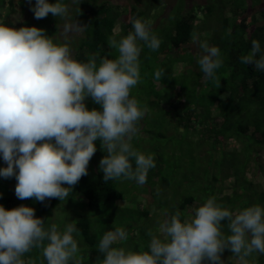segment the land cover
<instances>
[{
    "label": "clouds",
    "instance_id": "obj_1",
    "mask_svg": "<svg viewBox=\"0 0 264 264\" xmlns=\"http://www.w3.org/2000/svg\"><path fill=\"white\" fill-rule=\"evenodd\" d=\"M27 2L34 19L51 13L65 23L62 41L43 28L0 23V159L6 164L0 167V178L15 177L14 193L20 200H65L88 174L99 140L106 153L98 165L105 183L123 177L145 184L154 156L135 151L130 142L148 109L130 98V90L140 81L141 42L155 51L160 39L148 22L132 19V31L110 42L117 58L80 61L70 44L88 27L71 14L81 0ZM191 40L200 49L197 64L204 79H214L222 66L221 50L197 33ZM239 61L264 72L261 42L253 39L250 52ZM163 75L158 69L154 79ZM88 98L99 109H89ZM34 213L26 205H0V264H24L22 257L34 248L41 251V264H81L75 223L46 227ZM225 224L227 235L222 232ZM147 236L146 245L131 250L122 246L128 239L124 228L106 231L97 245L100 264H226V249L239 264H249L253 253L264 255V206L229 210L208 198L188 219L182 221L179 213L166 216L158 234L149 229Z\"/></svg>",
    "mask_w": 264,
    "mask_h": 264
},
{
    "label": "trees",
    "instance_id": "obj_2",
    "mask_svg": "<svg viewBox=\"0 0 264 264\" xmlns=\"http://www.w3.org/2000/svg\"><path fill=\"white\" fill-rule=\"evenodd\" d=\"M18 1L23 5L21 12L27 15L26 19L18 26H14L11 20L4 19L2 11L8 8L7 15L15 12V3L13 0H0V23L17 29L25 25L43 28L46 35L62 41L64 20L53 17L51 13L45 18L34 19L27 0ZM179 1L176 0L173 4L176 5L175 7L163 9L167 10L169 16L176 15V18L165 29L162 43L156 50L157 60H163L166 54L172 52L176 55L180 52L188 54L194 50L191 48L194 46L191 40L192 34L197 33L201 37L203 32L198 22V14L203 10L200 8L199 12H196L192 7L187 8L186 2ZM32 2L34 3V0ZM50 2L54 3L55 0ZM126 3L124 5L113 0H81L80 5L72 6L71 14L74 19L80 24L88 25L82 34L84 36H78L71 41L70 47L74 58L80 61H87L94 56L97 60L101 57L117 58L118 51L110 46V42L119 41L132 31V19L139 18L148 22L151 31H154L158 25H155V21L151 19V12L154 11L151 5L146 4V7L142 8L138 2L132 3L126 0ZM248 6L251 5L247 0H232L227 1L222 7L221 37L212 43L221 50L222 66L216 71L214 79L205 80L203 73L199 72L196 75L198 78L187 80V68H194V63L192 60L189 62L180 59L175 62L185 67L182 70L180 65L179 73H175L172 66L168 67L164 69L162 79L156 81L152 72L142 76V80L147 82L145 91L141 92L142 88L138 86V91L145 98L144 106L154 107L162 113L165 109L169 111L172 109L169 115L177 127L182 125L185 135L189 132L193 138H196L198 150L203 154L206 153L204 156L207 164V179L199 184L197 193L185 195L180 201L175 202L172 208L166 211L165 218L179 213L183 221L190 217L189 210L202 205L208 198H214L218 204L229 210H239L254 204L264 206V189L246 176L251 163L264 174V167L259 163V152L264 150V72L256 71L251 65L239 61L240 56L250 52L253 39L259 40L264 47V10L259 12L262 19L260 22L255 14L247 16ZM78 8L80 12L76 15ZM206 10L208 15L212 13L210 7ZM227 12L230 15L226 16ZM116 27L118 31H115ZM157 37L161 38L159 35ZM143 49L145 55L142 58L140 56V59L147 63L153 50L144 45ZM198 79L199 81L203 79L201 84ZM160 89L162 93L159 92ZM131 90L130 98L137 100ZM87 106L89 109L100 107L92 103L91 98H88ZM98 141L95 142L97 151L88 164V174L82 176L72 187L69 198L62 201L58 198H46L44 202H38L34 198L20 200L14 193L16 184L14 176L7 178L11 188L5 187L6 193L0 191V205L5 209L20 205L32 207L35 209L34 215L42 218L46 227L50 225L45 220L47 214H51L60 204L66 207L74 204L77 210L70 219L77 228L73 233L74 237L82 241L84 246V249L77 254L81 264H100L102 257L97 251L98 242L106 231L118 227L128 232V239L122 244L125 248L138 250L141 245H146L149 237L143 233L142 221L148 219L151 212L136 195L150 193L153 199L152 205L157 208L153 201L171 183V180L164 176L166 167L171 161L161 155L154 157L155 167L148 171L146 183L139 185L141 188L138 187V193L134 196L127 195L128 186L121 182L126 178L121 177L105 183L103 173L98 170L99 156L102 154ZM232 142L239 144V148L227 149ZM188 146L191 147L190 144ZM215 154H218V157ZM170 157L174 163L176 162L174 170L179 167V161L185 158L181 153L176 157L175 155ZM3 166L6 164L0 159V167ZM3 179L0 178V188L3 186ZM158 182L163 189L157 186ZM225 182L229 183V193H225ZM131 183L138 185L134 181ZM155 185L158 187L157 191L154 190ZM120 202L125 204L121 206ZM65 210L69 213L71 211L69 208ZM69 215L67 214L66 223L69 222L67 221ZM66 223L58 228H63ZM222 232L224 235L228 234L226 224ZM137 235L139 242H136ZM227 251L229 250L226 249L222 253V257ZM22 259L24 264H41L43 257L40 249L34 248L24 254ZM248 261L249 264H264V255L253 253L248 257Z\"/></svg>",
    "mask_w": 264,
    "mask_h": 264
},
{
    "label": "rangeland",
    "instance_id": "obj_3",
    "mask_svg": "<svg viewBox=\"0 0 264 264\" xmlns=\"http://www.w3.org/2000/svg\"><path fill=\"white\" fill-rule=\"evenodd\" d=\"M15 3V9L16 11L13 13H10V15H7L8 8L2 11V15L4 19H9L13 22L14 26L20 25L22 21L26 19V16L22 14L21 9L23 5L18 0H13ZM118 3L126 5V0H113ZM132 3H140L141 7L144 8L146 4L151 5L152 11L151 12V19L153 22L155 21V25L158 26L152 31L153 34L156 36L159 35L160 41L163 39V35L165 33V29L170 26L174 18H176V15H170L167 12L169 7H175L176 5H173L176 3V0H129ZM179 1V0H178ZM183 1V2H182ZM181 3L186 2L187 8H193L196 12H199V9L201 8L203 12H199L198 14V22L199 26L202 29V34L200 39L206 40L210 45H212L213 41L221 37L222 33V26H221V19L223 18L222 15V7L227 1L232 0H182ZM180 2V1H179ZM259 2V3H258ZM19 3V5H18ZM247 3L250 4L253 7H249L247 10V16H250L252 14L256 15V18L258 21L262 22L261 15L259 12L264 10V0H247ZM178 4V3H177ZM27 7V5H26ZM146 7V6H145ZM212 9V13L208 15V12L206 8ZM163 12V13H162ZM165 15H168L167 17ZM230 15L229 12H227L226 16ZM19 17V19H17ZM225 17V14H224ZM115 31H118V27H116ZM84 36V35H82ZM162 43V41H161ZM142 52H141V58L144 57L145 51L143 49V44H141ZM197 46H192L194 50L191 52L184 53L180 52L174 54L168 53L164 56V59L157 60V54L156 50L152 51L150 54V61L147 63H144L142 59H140V67H139V73H140V81L139 83L132 88L131 92L133 95L136 96L137 101L141 107H144V95H142L141 92L145 91L147 88V82L142 80V76L154 73L158 69H166L168 67L173 68L175 73H179L180 71V65H182V70L184 69L183 64H177L176 60H182V61H189L194 63V68L189 67L187 68V80H191L193 77L198 78L196 75L200 72L199 66L197 64V58L198 54L200 52V49ZM159 61V62H158ZM142 62V64H141ZM178 66V67H177ZM203 79H198V82L200 84L202 83ZM192 82H189L191 84ZM138 86L140 89L142 88L141 92L138 91ZM201 89V88H200ZM178 90V88H177ZM199 90V88H198ZM159 92L162 93V90L160 89ZM95 107V106H94ZM148 111L145 115V117L138 122V134L135 135L131 140L132 148L137 151L144 154H152L154 157L156 155H161L163 157L169 158L171 162H169L168 166L166 167V171L164 173V176L166 178H169L171 180L170 186L165 187L164 189L161 186V184L158 182L157 186L162 188L161 194L157 195L156 199L153 201L155 202V205L157 208H154L155 206L152 205V197L150 193H138V187L139 185L132 184L131 180L125 179L121 182L125 184L126 192L128 196H134V194H137L139 201L141 203L150 209L151 215L148 219H145L142 221L143 224V233L147 236V231L151 229L154 234H157L158 227L161 222L165 219L164 215L166 214V211L172 208L173 204L175 202H178L182 199L185 195L195 194L197 193V188L199 187V184H202L203 180L207 179V170H206V162H205V154L198 150L197 144H196V138H193L191 134L186 133L185 135V129L182 125L175 124L174 120L172 119L171 115L169 113L173 111H169L168 109H165L162 112H158L156 108L154 107H147ZM216 112H214L215 115ZM100 144V141H98ZM194 143V144H193ZM191 145L189 147L188 145ZM230 148H239V144L232 142L227 149ZM99 150H101V146L99 147ZM102 151V150H101ZM181 153L184 155V159H181L179 161V167L175 169L174 160L170 157ZM203 154V155H201ZM106 155L102 151V154L99 156V159L101 160V156ZM218 157V154H215ZM259 163L264 167V150L259 152ZM210 166V165H209ZM199 167H201V172ZM247 178L251 180L255 184H259L262 189H264V174L261 173L256 165L253 163L250 164L249 170L246 174ZM8 179H3V183L0 188V191L2 193L5 192V187L8 189L11 188V185L9 186ZM224 185L226 186L225 193H229L230 190L228 189V182H225ZM156 185L154 186V190L157 191L158 187ZM141 188V187H140ZM24 204H26L24 202ZM124 202H120L119 205H124ZM159 207L161 209H159ZM65 208L71 209L70 213L65 210ZM77 207L73 204L70 207L64 206V204H60L56 209L52 211V213L47 214L45 217V220L52 224L55 223L57 226H61L62 224L66 223L67 214L69 215V219L67 221L71 222L72 214L75 213V210ZM238 210V209H237ZM192 210H189L188 213H191ZM75 216V215H74ZM188 219V218H186ZM185 219V220H186ZM67 222V223H69ZM66 223V224H67ZM74 236V235H73ZM76 240L77 238L74 237ZM139 235H137L136 242H139ZM78 242V248L79 251H82L84 249V246H82V241L77 240ZM230 251L226 252V255L222 257L226 261V264L229 263H239V260L232 256L230 254Z\"/></svg>",
    "mask_w": 264,
    "mask_h": 264
}]
</instances>
